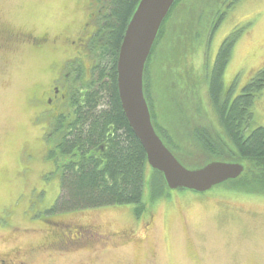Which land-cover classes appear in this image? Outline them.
<instances>
[{
  "label": "rangeland",
  "instance_id": "obj_1",
  "mask_svg": "<svg viewBox=\"0 0 264 264\" xmlns=\"http://www.w3.org/2000/svg\"><path fill=\"white\" fill-rule=\"evenodd\" d=\"M82 1L0 0V30L5 32L0 35V253L24 251L27 264H264V194L240 191L229 181L205 192L170 189L161 185L160 175L150 168L145 207L140 211L141 206L130 203L51 210L61 194V172L55 162L41 159L33 142V122H40L34 114L33 84L58 54L48 47L37 51L17 38L23 32L70 35L67 28ZM223 1L182 0L151 59L152 85L164 77L178 103L182 99L192 102L181 90L190 86L193 76L197 80L200 99L191 104L195 110L182 104V113L175 105L170 122L165 113L160 117L166 131L156 129L188 168L200 167L208 160L200 149L197 130L206 129L212 140L224 134L205 77L211 70L207 63L213 61L217 49L227 38H235L228 81L240 64H247L239 86L245 85L255 70L264 68V0H234L219 19ZM197 31L202 36H197ZM158 97L159 108L169 110V105H163V98L165 102L168 99L164 87L159 88ZM252 112L246 134L264 125V88L257 94ZM150 211L155 219L144 238L115 236L109 245H49L54 240L49 233L55 222L96 224L120 235L131 227L140 231L141 226L135 223ZM141 233L143 236L144 231Z\"/></svg>",
  "mask_w": 264,
  "mask_h": 264
},
{
  "label": "trees",
  "instance_id": "obj_2",
  "mask_svg": "<svg viewBox=\"0 0 264 264\" xmlns=\"http://www.w3.org/2000/svg\"><path fill=\"white\" fill-rule=\"evenodd\" d=\"M138 2L139 0L112 1L110 15L106 18L108 44L103 41L104 47L101 51L103 65L87 86L86 92L79 93L75 98L79 111L74 134L70 140H63L57 147L59 150L55 155L57 168L61 172V194L51 208L52 211L128 203L141 206L139 211L145 207L147 170L151 167L142 143L124 114L117 85L120 44ZM181 2L182 0L176 1L164 21L149 61L157 52V47L166 33L167 22ZM234 2L232 0L226 4L224 0L223 4H219V8L224 6L223 10L219 9V19L225 17ZM216 26L217 23L214 28ZM231 44L232 41L228 40L222 45L208 83L209 95L216 106L224 134L219 133L218 139L212 140L208 131H196L200 149L208 157V160L199 165L202 166L211 159L242 162L245 166L244 172L238 178L229 180V183H234L240 191L264 194V125L253 129L249 134L245 133L246 124L253 115L254 100L264 88V68L246 85L242 95L232 102L230 96L223 100L222 72L231 56ZM158 84L163 90L162 81ZM144 91L154 123L147 72L144 77ZM156 99L158 102L161 100L159 97ZM156 129L159 131L158 127ZM98 146L104 150L96 158L91 150ZM75 148L78 161L68 165L67 154ZM175 155L183 162L180 156ZM153 171L160 175L161 185L167 186L163 174Z\"/></svg>",
  "mask_w": 264,
  "mask_h": 264
},
{
  "label": "flooded vegetation",
  "instance_id": "obj_3",
  "mask_svg": "<svg viewBox=\"0 0 264 264\" xmlns=\"http://www.w3.org/2000/svg\"><path fill=\"white\" fill-rule=\"evenodd\" d=\"M112 1L113 0H83L82 6L77 12L74 21L67 28V31L70 33L68 36L66 33H59L51 37L47 31H43L37 33L38 36H36L35 32H23L17 38L21 44H28L37 51H41L43 47H48L55 54H58V58L54 56L49 67L44 72V75L38 77L37 81L33 84L35 94L33 97L34 114L40 119V122H33V128L36 130L33 142L38 145V149L41 151L40 156H42L41 159L43 161L48 159L47 161L57 163L55 154L59 150L57 148L58 145L65 139L67 141L70 140L74 134L75 128H77L76 122L78 120L79 109L76 107L77 103L75 98L79 93L84 94L86 92L87 86L93 81L95 75L98 74V69L103 65L101 51L104 47L103 41L108 44L106 18L110 15ZM214 30H216V28L210 30V37ZM3 33L5 32L0 30V35ZM197 33V36H202L200 31H197ZM228 40L236 41L233 37L227 38L225 41ZM224 42L217 49L213 61L211 60L207 63V67L210 66L211 69L205 74L208 92V83L212 78L213 69L217 63L218 55ZM235 46L236 43L231 44V56L222 72L224 84L223 100L226 99L227 96H230L231 102L243 94L246 85L258 73L255 70L253 74L249 75L247 83L243 86H239L237 84L238 80L244 77V75L242 76V70L247 68V64H240L233 74L234 76L228 81L230 64L236 49ZM202 63H205V57H203ZM198 69L199 68L195 64V71L198 72ZM146 72L148 74V93L154 110V126L156 128L158 127L160 130L166 131L165 127L160 123V117H163L165 113L170 122L176 108L175 105H177L179 109L178 112L181 110L182 113H184L183 108H188L190 111L195 110L192 109L191 104L193 106L194 101L200 99L197 91V80L195 82L193 76L190 81V86L181 90V94L189 98V100H192V102H187L185 99H182V103H178L173 99L172 89L165 85L163 77L162 87L167 90L168 98L166 102L163 98V105H169L170 107L169 110L167 109V111H165L159 108L160 103H157L156 99L158 98L157 93L159 92V85L157 82L154 83V85L151 83V80L155 76L151 60L146 66L145 73ZM103 150L104 148H101V146L94 147L93 150H91V154L97 158L101 155ZM75 153H77L76 148L67 154L66 158L68 165L78 161L79 157L77 155L75 156ZM154 219L155 216L153 212L150 211L142 221L135 223L141 226L140 231L135 227H131L130 230L125 229V231H122L120 235L100 229L96 224L82 226L73 223L62 224L55 222L53 225L55 226L54 229L52 227L50 228L51 235L49 233V237H52L54 240L49 242V245L62 248L75 245L80 246L84 243L90 244L93 242H97L96 244H102L104 242L103 244L109 245L114 243L115 236L130 238L132 240H134L133 238H144L146 233L153 227ZM141 231H144L143 236ZM45 245L47 246L46 243ZM26 254L27 253L24 251L0 253V264H27Z\"/></svg>",
  "mask_w": 264,
  "mask_h": 264
},
{
  "label": "water",
  "instance_id": "obj_4",
  "mask_svg": "<svg viewBox=\"0 0 264 264\" xmlns=\"http://www.w3.org/2000/svg\"><path fill=\"white\" fill-rule=\"evenodd\" d=\"M177 0H139L124 31L117 59V85L124 114L142 143L150 167L163 174L170 189L205 192L238 178L245 166L213 160L188 168L157 133L144 91L148 60L161 27Z\"/></svg>",
  "mask_w": 264,
  "mask_h": 264
}]
</instances>
